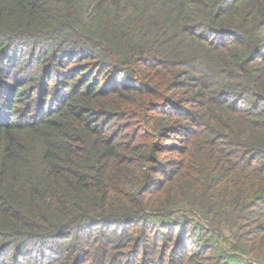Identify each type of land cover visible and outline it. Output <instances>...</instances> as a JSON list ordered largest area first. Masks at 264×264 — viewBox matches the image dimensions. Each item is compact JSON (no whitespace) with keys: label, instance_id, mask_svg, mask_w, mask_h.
<instances>
[{"label":"trees","instance_id":"16d2710c","mask_svg":"<svg viewBox=\"0 0 264 264\" xmlns=\"http://www.w3.org/2000/svg\"><path fill=\"white\" fill-rule=\"evenodd\" d=\"M264 264V0H0V264Z\"/></svg>","mask_w":264,"mask_h":264},{"label":"rangeland","instance_id":"374dc122","mask_svg":"<svg viewBox=\"0 0 264 264\" xmlns=\"http://www.w3.org/2000/svg\"><path fill=\"white\" fill-rule=\"evenodd\" d=\"M227 243V241H224L222 247L231 257L236 258V261L231 260V262L233 264H248L247 259H250L248 257H245L240 249L233 246L229 247Z\"/></svg>","mask_w":264,"mask_h":264}]
</instances>
